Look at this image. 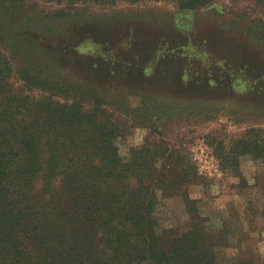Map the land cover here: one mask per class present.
Segmentation results:
<instances>
[{
    "label": "rangeland",
    "instance_id": "rangeland-1",
    "mask_svg": "<svg viewBox=\"0 0 264 264\" xmlns=\"http://www.w3.org/2000/svg\"><path fill=\"white\" fill-rule=\"evenodd\" d=\"M27 1L44 14L10 30L21 48L12 58L10 85L29 97L44 93L17 82L23 61L95 91L119 126L114 144L123 162L132 148L147 147L150 158L182 148L195 170L190 198L209 229L226 232L219 263L264 264V150L238 154L235 165L219 155L246 137L261 140L264 149V45L250 20L264 13L254 0L181 11L172 0L86 4L60 20L53 12L66 4ZM248 9L257 14H229ZM154 213L158 230L190 226L183 197L159 192Z\"/></svg>",
    "mask_w": 264,
    "mask_h": 264
},
{
    "label": "trees",
    "instance_id": "trees-1",
    "mask_svg": "<svg viewBox=\"0 0 264 264\" xmlns=\"http://www.w3.org/2000/svg\"><path fill=\"white\" fill-rule=\"evenodd\" d=\"M46 1L66 4L53 12L60 20L75 16L70 10L81 5L158 0ZM172 1L181 11L216 0ZM254 3L264 13V0ZM250 11L257 14H229L242 19ZM37 12L44 14L37 3L0 0V264H220L226 232L209 229L190 198L195 170L182 148H163L153 158L147 147L132 148L123 162L114 144L119 126L95 91L23 61L14 73L17 82L47 94L29 97L10 85L12 58L21 55L10 30ZM250 20L264 45V16ZM260 141H233L219 155L235 165L238 154L258 156ZM159 192L183 197L190 217L186 231L158 230ZM239 264L255 263L241 258Z\"/></svg>",
    "mask_w": 264,
    "mask_h": 264
}]
</instances>
